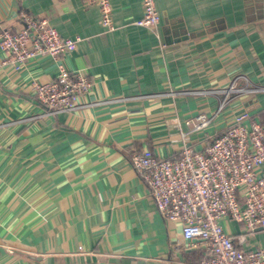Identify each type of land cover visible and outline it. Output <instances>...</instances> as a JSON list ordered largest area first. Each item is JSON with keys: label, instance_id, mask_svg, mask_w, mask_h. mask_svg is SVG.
Returning a JSON list of instances; mask_svg holds the SVG:
<instances>
[{"label": "crops", "instance_id": "crops-1", "mask_svg": "<svg viewBox=\"0 0 264 264\" xmlns=\"http://www.w3.org/2000/svg\"><path fill=\"white\" fill-rule=\"evenodd\" d=\"M110 2L112 31L99 6L82 0H0V28H20L27 11L81 38L63 64L94 83L79 109L49 115L32 84L55 78L54 58L0 69V264H200L131 154L176 158L183 133L201 150L236 114L264 116V92L246 94L192 132L187 121L213 116L218 98L181 93L225 88L238 74L264 86V0H156L157 34L136 24L142 0ZM224 226L245 234L236 222ZM246 235L248 247H264V229Z\"/></svg>", "mask_w": 264, "mask_h": 264}, {"label": "built area", "instance_id": "built-area-1", "mask_svg": "<svg viewBox=\"0 0 264 264\" xmlns=\"http://www.w3.org/2000/svg\"><path fill=\"white\" fill-rule=\"evenodd\" d=\"M82 1L99 6L105 28L116 29L110 0ZM142 5L143 18L136 24L157 34L156 0H142ZM20 20V28H0V69L19 71L30 61L51 56L57 75L47 82H33L32 92L49 115L76 111L94 83L68 70L63 59L77 49L81 38L62 37L47 19L27 11L20 13ZM260 92L264 86L243 74L234 76L225 88L183 91L218 98L213 116L200 113L187 125L192 132H202L233 97ZM187 140L183 133V150L176 158H160L149 148L131 154L133 167L150 188L159 213L169 223L182 222L187 247L200 250V264H264V247H248L246 235L264 229V116L249 111L236 114L230 126L211 136L201 150L187 145ZM226 220L243 225L247 233L234 237L224 226Z\"/></svg>", "mask_w": 264, "mask_h": 264}, {"label": "rangeland", "instance_id": "rangeland-1", "mask_svg": "<svg viewBox=\"0 0 264 264\" xmlns=\"http://www.w3.org/2000/svg\"><path fill=\"white\" fill-rule=\"evenodd\" d=\"M245 233H247V232L245 231ZM256 245H259V244H256ZM260 245H262V244H260Z\"/></svg>", "mask_w": 264, "mask_h": 264}]
</instances>
